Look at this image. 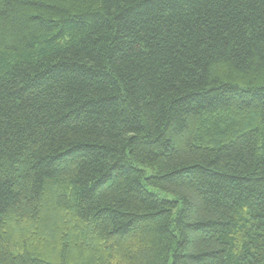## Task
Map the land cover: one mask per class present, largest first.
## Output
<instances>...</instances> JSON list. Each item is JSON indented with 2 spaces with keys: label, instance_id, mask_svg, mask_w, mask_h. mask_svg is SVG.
I'll list each match as a JSON object with an SVG mask.
<instances>
[{
  "label": "trees",
  "instance_id": "16d2710c",
  "mask_svg": "<svg viewBox=\"0 0 264 264\" xmlns=\"http://www.w3.org/2000/svg\"><path fill=\"white\" fill-rule=\"evenodd\" d=\"M0 264H264V0H0Z\"/></svg>",
  "mask_w": 264,
  "mask_h": 264
}]
</instances>
